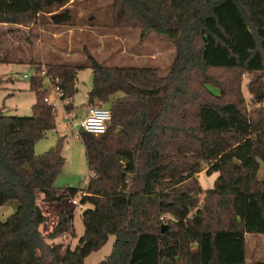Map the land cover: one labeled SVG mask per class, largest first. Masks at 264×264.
Masks as SVG:
<instances>
[{
    "label": "trees",
    "instance_id": "trees-1",
    "mask_svg": "<svg viewBox=\"0 0 264 264\" xmlns=\"http://www.w3.org/2000/svg\"><path fill=\"white\" fill-rule=\"evenodd\" d=\"M67 1L0 0V23L26 26L46 12L53 24H67L69 8L52 10ZM112 25L170 39L172 65L160 76L156 67L103 65L87 51L83 64H35L32 114L0 112V207H14L0 220V264H84L110 235L111 252L97 264H248L245 234H264V0H112ZM1 45L0 63H23ZM86 66L88 106L109 103L111 121L100 135L78 131L91 174L84 189H60V141L34 152L56 126L40 73L58 77L71 99ZM204 169L217 177L201 198L195 176ZM38 191L47 202L85 193L80 203L91 207L82 210L73 248L47 242L74 236L66 211L48 234L39 231Z\"/></svg>",
    "mask_w": 264,
    "mask_h": 264
},
{
    "label": "rangeland",
    "instance_id": "rangeland-1",
    "mask_svg": "<svg viewBox=\"0 0 264 264\" xmlns=\"http://www.w3.org/2000/svg\"><path fill=\"white\" fill-rule=\"evenodd\" d=\"M69 8L72 20L67 24L56 25L50 20V14L39 13L34 22L29 25H14L0 23L1 48L10 50L15 59L23 63H0V112L5 115L30 116L35 102V93L29 89L30 79L35 73L36 63L43 66L47 62L83 64L86 62L85 52H89L103 65L107 66H146L156 67L160 76H166L175 56L173 42L154 32H148L140 37L139 29L116 28L112 25V0H68L53 12ZM11 30V31H9ZM229 78V77H228ZM249 76H243L241 94L249 102L250 95L246 84ZM227 80V76H220ZM92 71L86 66L78 70L75 86L77 91L71 98V109L66 111L61 105L55 109L56 126L46 132L34 145L35 154L39 155L61 143V154L65 163L55 179V187H72L84 189L90 176L85 150L78 136L79 128L73 123H79L84 117L88 105L87 94L91 89ZM43 86L48 93L51 88L46 82ZM228 87L227 84H224ZM217 92L216 90H213ZM115 97L121 96L118 92ZM227 99H233L230 94ZM92 105L109 108V103L95 101ZM70 113V114H68ZM201 188V198L204 190L213 186L217 173L207 174L205 169L195 176ZM259 179L264 177V166L261 167ZM82 191L74 197H66L60 201L47 202L43 193L38 191L36 203L40 207L45 221L39 231L43 236L48 234L58 220L61 211H66L72 217L74 236L65 234L48 243L64 242L73 248L77 239L83 233L81 213L91 207L88 203L82 205ZM75 199L78 204H73ZM14 212V207L6 204L0 207V220H5ZM168 218V215H162ZM115 237L110 235L107 242L98 250L90 253L84 264H97L111 252ZM246 262L253 264L264 262V234H245Z\"/></svg>",
    "mask_w": 264,
    "mask_h": 264
},
{
    "label": "built area",
    "instance_id": "built-area-1",
    "mask_svg": "<svg viewBox=\"0 0 264 264\" xmlns=\"http://www.w3.org/2000/svg\"><path fill=\"white\" fill-rule=\"evenodd\" d=\"M40 75L43 77V82H46L47 85L51 88V93H48L44 96L43 101L49 105L54 111L57 108V105H61L63 108L71 103V99L67 97H62L63 92L58 84V77H53L48 75L45 70H42ZM70 114V113H68ZM111 121V112L108 107L89 105L86 108L84 117L79 121V123H73L75 128L79 130L91 133L94 135L103 134ZM94 174H92L93 176ZM83 193L82 195H84ZM73 204H78V202L73 199ZM160 219H163L160 217ZM64 238L67 239V236L64 235Z\"/></svg>",
    "mask_w": 264,
    "mask_h": 264
},
{
    "label": "water",
    "instance_id": "water-1",
    "mask_svg": "<svg viewBox=\"0 0 264 264\" xmlns=\"http://www.w3.org/2000/svg\"><path fill=\"white\" fill-rule=\"evenodd\" d=\"M166 227H167V226H166L165 224H162V225H161V232H163V231L166 229Z\"/></svg>",
    "mask_w": 264,
    "mask_h": 264
},
{
    "label": "crops",
    "instance_id": "crops-1",
    "mask_svg": "<svg viewBox=\"0 0 264 264\" xmlns=\"http://www.w3.org/2000/svg\"><path fill=\"white\" fill-rule=\"evenodd\" d=\"M88 106V105H87ZM87 106H86V108H87ZM86 108H85V112H86ZM85 114V113H84ZM79 136V135H78ZM80 138V137H79Z\"/></svg>",
    "mask_w": 264,
    "mask_h": 264
}]
</instances>
